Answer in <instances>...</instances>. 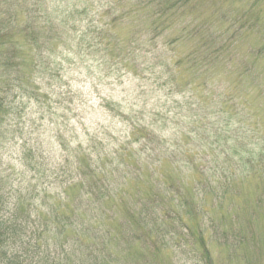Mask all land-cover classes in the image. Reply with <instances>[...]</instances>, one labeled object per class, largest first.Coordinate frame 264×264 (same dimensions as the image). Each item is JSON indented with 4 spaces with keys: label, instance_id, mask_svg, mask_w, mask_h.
I'll return each mask as SVG.
<instances>
[{
    "label": "rangeland",
    "instance_id": "1",
    "mask_svg": "<svg viewBox=\"0 0 264 264\" xmlns=\"http://www.w3.org/2000/svg\"><path fill=\"white\" fill-rule=\"evenodd\" d=\"M98 1L0 0V28L4 29L6 37L9 35L20 41L24 38L30 41L33 35L38 46L45 43L46 48L43 47L42 51L26 48L24 71L29 70L32 57L38 55V60L42 56L50 66L58 69V73H34V81L42 87L40 92L48 94L49 100L37 113L35 111L39 105L31 100L28 115L38 126L32 135H40L45 148L56 157L67 153L59 144L60 134L67 141L70 152L78 143L86 148L91 140L99 148L103 146L107 150L111 145H117L108 135L112 133L111 136L115 138L121 135L119 141H123L124 134L129 137L135 120L131 118L127 121L109 111L104 106L106 100L113 101L116 107L131 116H135L132 112H137V117L141 113L144 122L156 118L153 128L167 144H171L175 138L188 137L184 134L189 133L198 141L197 145L209 152L205 144L215 139V127L212 126H222L223 122L219 125H206L205 134L195 136V128L200 125L196 123L200 121V114L209 111L204 103H195H199L197 99L201 95L203 97L211 91L201 88L197 91L188 88L169 91L167 87L152 84L151 80L141 79L142 74L139 73H148L147 70L140 71L138 68L135 75L125 67V63L141 67L157 63L155 53L151 55L153 52L147 53L149 62L145 64L137 56L138 49H135L133 56L128 55V31L138 32L137 44L145 42L150 34L148 27L151 22L147 9L153 11V8L175 0H151L148 6H137L135 0H123L117 6L112 2L114 0H101L102 5ZM176 3L171 18L173 28L167 36L157 37L156 47L166 51V58L172 61L189 52L202 57L203 50L197 53L193 51L199 42L209 48H218L215 65L209 70L218 77L214 89L216 93L223 95L225 92L226 95L227 86L234 82L232 93L236 95L233 103L227 102L223 107L225 116L232 115L228 129L233 135V129L241 126L249 130L246 142H261L264 139V0H177ZM101 6L112 7V15L130 12L129 16L111 24L115 27L114 32L121 37L116 48L119 58H122L121 62L118 59L115 63L104 64L98 55L91 56L87 45L80 41L85 30L93 23L96 24L95 11ZM46 16L52 18V27L48 20L44 21ZM12 18H17L16 23L10 21ZM62 20L63 26L59 23ZM133 25L137 29H132ZM193 26L200 29L199 35L194 36L181 30ZM177 35H180L179 40L166 46V39H173ZM88 38L89 35H86L85 39ZM229 58L232 59L230 62L227 61ZM159 66L154 68L161 70ZM174 66L170 72L179 73L180 70ZM208 74L211 73L206 76ZM39 75L41 79L37 78ZM210 96L216 100V94ZM239 99L247 100L246 108L243 107L246 104L238 103ZM202 105L205 107L199 108ZM198 109L204 111L199 114ZM154 112H157L159 118L153 115ZM238 112L249 119L238 122V116L233 117ZM218 117L222 118L223 115L212 114L211 122H215ZM248 122L253 124L249 125ZM254 123L258 131L254 129ZM250 136L253 138L250 139ZM129 141L135 149H140L144 143L133 142L130 138ZM186 146L193 150L195 144L192 145L189 139ZM14 147L19 150L17 146ZM202 148L194 149L200 153ZM3 151L0 150V169L4 170V174L10 172L8 164L23 170L22 163L15 155L11 157ZM140 153L145 156V152ZM207 154L211 157L210 153ZM229 154L232 156L231 151ZM158 164L154 162V166ZM162 170L165 173H176L164 161ZM192 171V167H185L179 175L183 180V193L189 203L188 207L196 213L193 218L183 216L182 221L175 216L164 221L157 215L159 218L155 221L152 233L146 234L140 232L137 218L124 213L121 207L115 209L117 217H124L128 228L123 242H110L109 248L118 256L119 264H264V182H249L243 175H237L234 186H228L227 190L224 185H218L213 191L200 186L193 189ZM142 172L146 178V171ZM239 178L241 182H238ZM129 181L126 188L131 193L133 189L139 188L141 196L127 195L124 203L126 211L135 210L140 201L146 202L144 197L156 185L154 177L145 183ZM154 189H158L159 194L163 193V188L158 185ZM221 191L227 193L226 198ZM259 195L263 196V202L256 206L255 199ZM167 199L156 197L154 202L147 204L159 211L170 205ZM110 225L115 227L117 222L112 221ZM192 225L195 228H191Z\"/></svg>",
    "mask_w": 264,
    "mask_h": 264
},
{
    "label": "trees",
    "instance_id": "2",
    "mask_svg": "<svg viewBox=\"0 0 264 264\" xmlns=\"http://www.w3.org/2000/svg\"><path fill=\"white\" fill-rule=\"evenodd\" d=\"M122 1L112 2L117 6ZM150 1L135 0L134 4L148 6ZM98 2L102 5L101 0ZM176 2L177 0L153 8V11L147 9L151 22L148 27L150 34L145 42L137 44L138 32L128 31L130 47L127 49L128 55L133 56L135 49H138L137 56L143 59L141 61L145 64L149 62L147 53L153 52L151 55L155 53L157 63L147 67L125 63V67L135 75L138 68L140 71L147 70L148 73H139L142 74L141 79L151 80L152 84L167 87L169 91H183L187 88L193 91L200 88L211 91L207 92L208 95L203 97L201 95L197 99L199 103H195L196 105L204 103L209 110L201 113L204 110L198 109L201 114L200 121L196 123L200 125L195 128V136L205 134L206 125H219L221 121L223 122L222 126H212L215 127V139L206 141L205 144L209 152L197 145L198 141L189 133L184 134L188 137L175 138L171 140V144H167L153 128L156 118L144 122L141 113L137 117V112H132L135 116H131L116 107L113 101L105 100L104 106L109 111L115 112L127 121L134 118L135 122L128 138L127 134H124V140L119 141L121 135L115 138L111 133L108 136L117 145H111L107 150L103 146L99 148L91 140V144L87 143L86 148L82 143H78L70 152L67 141L60 134L59 144L67 153L59 157L50 154L40 135H32L38 126L28 115V110L31 100L39 105L36 113L42 110V105H46L49 100L48 94L40 92L42 87L34 81V73H58V69L50 66L42 56L38 60V55L32 57L29 70L25 72L26 48L42 51L43 47L46 48L45 43L38 46L33 35L30 41L25 38L20 41L9 35L6 37L4 29L0 28V150L4 149L3 153L8 156L15 155L23 166V170H18L15 165L8 164L10 172L5 174L4 170L0 169V264H119L118 256L109 246L112 240H116L118 244L123 242L128 228L124 217L122 219L117 217L115 210L117 207L137 218L140 232L146 234L152 233L155 221L159 217L166 221L177 216L183 221V216L188 219L196 216V213L189 209V203L183 193V180L179 174L185 167H192L194 170L191 186L193 189L200 186L202 189L213 191L218 185H224L227 190L228 186H234L237 175H243L249 182L253 180L264 182V139L261 142L248 143L246 140L249 130L239 126L233 129L232 135L228 129L231 126L229 120L232 115L225 116L226 111L223 107L227 102L233 103L235 100L236 95L232 93L234 82L227 86L226 95L225 92L220 95L214 89L218 77L209 70L215 65L218 48H209L205 43L199 42L193 51L197 53L200 49L203 50L202 57L189 52L172 61L166 58L165 53L168 55L166 51L156 47L157 37L165 34L167 36L173 28L171 18ZM110 6L96 9V24L93 23L80 38L81 43L87 45L90 55H98L104 64L115 63L118 59L119 62L122 61L116 52L121 37L119 33L114 32L115 27L111 24L130 14L121 12L112 15ZM47 20L52 27V18L46 16L44 21ZM10 21L16 23L17 18ZM59 23L63 26L64 20ZM132 29H137V26L133 25ZM181 30L194 36L201 33L195 26L190 29L183 27ZM86 35H89L88 40L85 39ZM179 38L180 35L166 39V46L169 47ZM231 60L229 58L227 61ZM157 65H160V71L154 68ZM173 65L175 69L180 70L179 73L170 72ZM207 73L211 74L206 76ZM37 78L41 79V75ZM210 94L214 96L216 94L215 101ZM238 103L246 104L244 108L248 104L246 99H239ZM219 111L222 113H218ZM214 113L222 114L223 117L211 122V115ZM153 115L158 117L157 112ZM208 115L209 120L205 121ZM236 115L238 122L243 120L246 122L249 119L241 112L234 113L233 117ZM256 126L254 123V129L258 131ZM129 138L133 142L144 143L140 149H135ZM252 138L250 136V139ZM189 139L192 145L195 144L193 150L186 146ZM198 147L203 151L200 153L195 151L194 148ZM229 151L232 152V156ZM140 152H145V156L143 157ZM207 153H210L211 157ZM156 161L159 163L157 167L154 166ZM162 161L168 166L171 165L176 173L170 174L167 171L165 173L162 170ZM143 170L148 175L146 178L143 177ZM151 177H154L156 185L163 188V193L159 194V190L154 189L156 185H153L143 199L146 202L140 201L135 210L126 211L124 207L126 196L129 194L133 197L141 196L139 188L133 189L131 193L126 188V183L130 178L136 183H145L150 181ZM241 180L239 178L238 182ZM53 186L56 188H52ZM221 192L226 198L227 193ZM156 197L163 200L168 198L170 205L159 211L148 206L147 203L154 202ZM262 200L263 196H257L256 206H259ZM222 217L225 218L224 215ZM112 221H116L117 226L112 227L110 225ZM191 228L195 226L192 225Z\"/></svg>",
    "mask_w": 264,
    "mask_h": 264
}]
</instances>
